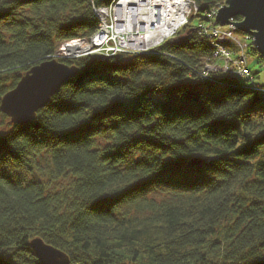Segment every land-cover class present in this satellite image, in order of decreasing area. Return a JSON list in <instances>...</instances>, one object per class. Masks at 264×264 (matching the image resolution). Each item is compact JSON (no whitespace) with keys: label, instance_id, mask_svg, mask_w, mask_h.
<instances>
[{"label":"trees","instance_id":"1","mask_svg":"<svg viewBox=\"0 0 264 264\" xmlns=\"http://www.w3.org/2000/svg\"><path fill=\"white\" fill-rule=\"evenodd\" d=\"M191 1L199 13L151 53L65 60L48 57L90 38L106 4L0 0V101L51 58L79 69L0 135V264H40L35 239L68 264H264V86L249 70L198 85L214 46L196 25L227 0ZM39 164L46 183L22 176Z\"/></svg>","mask_w":264,"mask_h":264},{"label":"built area","instance_id":"2","mask_svg":"<svg viewBox=\"0 0 264 264\" xmlns=\"http://www.w3.org/2000/svg\"><path fill=\"white\" fill-rule=\"evenodd\" d=\"M222 6L224 4H217L203 15L208 23L196 25L198 32L212 40L214 46L212 63L206 59L202 69H190L191 75H195L202 85L220 84L219 74L235 80L248 74L246 50L244 42L235 36L237 30L232 25L218 27L214 22ZM93 12L102 27L88 40H78L79 50L67 49L70 55L77 53L73 57L109 58L125 53H151L187 25L199 13V8L191 0H112L106 8L93 7ZM147 35L151 39L143 37ZM243 40L248 42L247 50L254 49L249 36ZM255 90L264 93L262 89Z\"/></svg>","mask_w":264,"mask_h":264},{"label":"water","instance_id":"3","mask_svg":"<svg viewBox=\"0 0 264 264\" xmlns=\"http://www.w3.org/2000/svg\"><path fill=\"white\" fill-rule=\"evenodd\" d=\"M99 1L108 4L112 0ZM235 18L240 21L232 22ZM214 21L221 27L232 25L239 33L249 36L256 53L264 59V0H227L217 11ZM78 73L77 67H69L54 59L36 65L2 97L0 112L12 125L31 124L36 113ZM30 248L40 264H68L66 255L40 239L33 240Z\"/></svg>","mask_w":264,"mask_h":264},{"label":"rangeland","instance_id":"4","mask_svg":"<svg viewBox=\"0 0 264 264\" xmlns=\"http://www.w3.org/2000/svg\"><path fill=\"white\" fill-rule=\"evenodd\" d=\"M110 3L106 4V6L104 7H98L99 9L100 8H106L108 7ZM95 8V7H94ZM190 19V18H189ZM205 19V18H204ZM208 19V18H207ZM190 21V20H189ZM188 21V22H189ZM215 22V21H214ZM216 24V23H215ZM213 26V25H212ZM218 27H220V25H216ZM102 25H101V22L98 21V27H97V30L95 31V33L99 32L100 29H101ZM0 31L1 33H3L4 37L5 38H8L9 36L7 35V26H5L4 24H1L0 25ZM235 36H237L238 40L241 41V42H244L243 43V47L244 49L246 50V56H247V66H248V70L249 72L250 71H254V81H253V84L255 85H258V86H264V65H261V64H258L257 63V60L255 58L254 55H252L249 51H247V44L248 42L247 41H244L243 38L244 36L240 33H235ZM89 38L87 39H75V40H71V41H67V42H62L58 49L56 50V52L54 53L53 56H49L48 58L50 57H57V58H62V59H65V60H75V59H79L78 57H73L74 55H76L77 53H74L73 55H70L68 52H67V49H71L72 47L78 45L79 46V41L78 40H88ZM76 41V42H75ZM62 47V48H61ZM240 54V53H239ZM70 56V57H69ZM88 57V56H87ZM51 58V60H52ZM82 58V57H81ZM55 60V59H54ZM204 61V60H203ZM202 62V61H201ZM224 75V74H223ZM224 76H221V77H218L221 81L220 84H204V85H208L209 87H215V88H219V87H222L225 85V82L223 80ZM234 79V78H232ZM223 81V82H222ZM240 85L244 86V87H249L251 86L252 84L246 80H241L239 82ZM198 85H201V86H204L202 84H199ZM10 122H9V119L7 118L6 121L4 120H0V135L1 134H5L7 133L9 130H10ZM101 144H103V142L101 141L100 142ZM32 171V172H31ZM31 171H25L23 172L22 176H24L25 178L27 179H30L31 177H38L40 178L42 181H44L45 183L48 181L47 179V173L44 171L43 169V164H39V168H34L33 170ZM30 172V173H29ZM56 186V185H55ZM54 186V187H55Z\"/></svg>","mask_w":264,"mask_h":264},{"label":"bare ground","instance_id":"5","mask_svg":"<svg viewBox=\"0 0 264 264\" xmlns=\"http://www.w3.org/2000/svg\"><path fill=\"white\" fill-rule=\"evenodd\" d=\"M143 37H145L147 40L148 39H151V37L150 36H143ZM77 50H79V46L77 45V46H75V47H72L71 49H69V51H77Z\"/></svg>","mask_w":264,"mask_h":264}]
</instances>
